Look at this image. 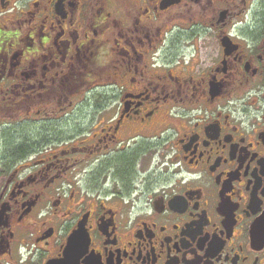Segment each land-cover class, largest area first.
<instances>
[{
	"label": "flooded vegetation",
	"instance_id": "1",
	"mask_svg": "<svg viewBox=\"0 0 264 264\" xmlns=\"http://www.w3.org/2000/svg\"><path fill=\"white\" fill-rule=\"evenodd\" d=\"M81 222L76 264H264V0H0V264Z\"/></svg>",
	"mask_w": 264,
	"mask_h": 264
},
{
	"label": "trees",
	"instance_id": "2",
	"mask_svg": "<svg viewBox=\"0 0 264 264\" xmlns=\"http://www.w3.org/2000/svg\"><path fill=\"white\" fill-rule=\"evenodd\" d=\"M45 133L46 131H41L38 138L44 137ZM35 135L36 134H34L33 131L27 128L25 130L18 131L17 133L10 132L9 134L4 135L7 148L5 154L7 158L14 156L20 144H32L34 142V138L36 137Z\"/></svg>",
	"mask_w": 264,
	"mask_h": 264
},
{
	"label": "water",
	"instance_id": "3",
	"mask_svg": "<svg viewBox=\"0 0 264 264\" xmlns=\"http://www.w3.org/2000/svg\"><path fill=\"white\" fill-rule=\"evenodd\" d=\"M86 240L87 244H88V236L85 230V224L84 222H81L79 225L78 230H76L69 239V245L68 248L66 249V253H65V258L60 262V263H56V262H49L48 264H76L75 263V257H74V253L73 251L76 249H79V245L78 242Z\"/></svg>",
	"mask_w": 264,
	"mask_h": 264
}]
</instances>
